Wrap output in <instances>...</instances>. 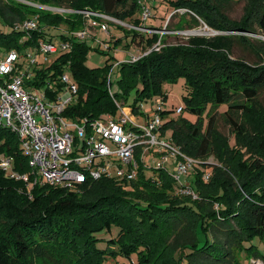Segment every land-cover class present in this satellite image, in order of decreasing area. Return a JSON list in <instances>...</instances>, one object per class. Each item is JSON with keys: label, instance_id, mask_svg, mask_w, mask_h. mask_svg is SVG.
<instances>
[{"label": "trees", "instance_id": "1", "mask_svg": "<svg viewBox=\"0 0 264 264\" xmlns=\"http://www.w3.org/2000/svg\"><path fill=\"white\" fill-rule=\"evenodd\" d=\"M61 2L74 10L88 9L115 18L119 17L117 8L125 4L130 14L120 20L129 19L135 27H146L135 16L138 6L134 0ZM168 2L174 10L187 11L176 24L178 28L198 26V17L220 32L254 33L255 24L264 35V0L250 2L239 25L210 6L209 0ZM153 6L154 3L149 8ZM35 17L38 30L25 34L15 29V25ZM0 23L11 28L7 34L0 32L2 55L16 50L24 56L23 52L34 51L40 41L60 39L71 43L68 53L57 55L49 64L38 59L31 67L32 77L25 83L28 89H46L53 99L61 87L58 81L64 71L62 66L68 64L77 95L64 110V117L92 121L104 115L116 116V103L121 107L127 104L132 89L134 102L127 105L137 113L138 101L157 95L165 101L162 84L181 78L188 90L185 109L196 114L198 121L192 125L182 119L169 120L162 125V135L165 129H171L170 140L188 157L202 161L211 155L217 119L223 115L230 120L235 140L234 147H229L226 140L218 149L220 158L227 156L234 162L229 167L230 174L213 168L210 179L204 181L203 167L195 169L189 187L196 199L179 194L169 173L161 169L149 172L152 177L148 171H141L129 183L107 179L87 183L80 187L82 192L49 186H35L28 192L22 181L9 179L0 170V264H249L252 259L264 262L255 246H245L255 237L264 238V112L252 111L264 90V54L259 52L264 49L254 47L244 36L191 38L188 46H163L134 63H119L116 67L121 74L122 91L111 95L107 77L113 65H108L109 59L102 69L87 68V38L75 40L71 33L48 32L62 24L69 27V32L74 31L83 25L81 16L52 14L15 0H0ZM149 29L160 30L156 26ZM129 33V46L136 43L146 49L159 39L158 34ZM234 40L262 60L249 64L232 59ZM17 67H21L18 62ZM49 84L55 89L53 92ZM221 107L226 110L218 113ZM168 113L164 109L162 119ZM237 113L251 114L255 132L251 142L232 117ZM243 149L253 154L247 157ZM0 153L13 158L15 171L27 172L17 136L1 127Z\"/></svg>", "mask_w": 264, "mask_h": 264}, {"label": "built area", "instance_id": "2", "mask_svg": "<svg viewBox=\"0 0 264 264\" xmlns=\"http://www.w3.org/2000/svg\"><path fill=\"white\" fill-rule=\"evenodd\" d=\"M141 2V21L145 24L153 18V13L146 5L148 0ZM180 11L185 12L183 9L177 10ZM84 13L86 16H99L91 11ZM15 29L25 34L38 30L36 17L15 25ZM101 30L107 32L108 26L101 25ZM71 37L84 40L88 34L80 31L71 34ZM70 50L69 41L54 39L40 41L33 53L25 51L24 56H21L16 50H10L0 58V77H9V81L0 80V127L17 136L21 155L27 165V172L18 173L14 170L13 158L0 153V170L4 176L22 181L28 192L35 186L76 192L84 184L101 179L118 184L129 183L141 171H148L147 174L152 177L149 172L161 169L169 173L179 194L196 199L192 189L183 184L181 177L194 173L200 162L185 156L179 147L162 135V99L149 115L137 112L131 117L116 103L119 117L104 115L92 121L64 117V110L75 101L77 95V85L69 75L68 64L62 66L64 71L58 81L61 87L54 93L53 99L44 88L26 91L28 88L25 83L32 77L30 70L38 59L49 64L57 55ZM148 52L133 56L128 62L134 63ZM21 57L28 60L24 72L21 67H17ZM110 77L109 73L108 87ZM48 88L51 92L55 90L50 84ZM176 112L181 113L182 107H177ZM151 158L156 159L154 166L149 161ZM167 164L172 165V171L167 169ZM202 177L208 181L209 174H203ZM249 264L264 263L252 259Z\"/></svg>", "mask_w": 264, "mask_h": 264}, {"label": "rangeland", "instance_id": "3", "mask_svg": "<svg viewBox=\"0 0 264 264\" xmlns=\"http://www.w3.org/2000/svg\"><path fill=\"white\" fill-rule=\"evenodd\" d=\"M16 2L25 4L35 10L39 11H46L52 14H77L82 17L83 25L78 27L74 31H70L67 25H59L58 27L48 30L49 33H63L68 35L69 33H77L80 31H86L88 34V38L86 39L87 46L89 47L85 56L84 64L87 68L95 69V68H104L106 65V60L109 59L108 65L112 64L113 68L110 71V81H109V89L111 95H119L122 91V87L119 83L120 79V72L116 67L119 63L128 62L131 57L138 56L140 51H159L163 46H188V42L191 38H212L216 36H244L249 38L254 47L258 49H264V35L261 31L256 27L254 24L252 29H255L254 33L252 32H242V31H229V32H220L216 29L207 26L202 19L195 17L198 21V26L194 28H188L184 25L183 28L176 27L177 23L181 20V15L186 13L177 12L174 10L171 5L169 4L168 0H148L147 4L150 6L154 3V6L150 9L154 13V18L148 19L145 24L146 27H135L128 22L129 19H125V21H121L123 16L130 14L128 6L125 4L117 8V14L119 17H110L103 13H97L99 16H86L84 12L91 11L88 9L85 10H74L69 7L68 4H64L61 2L62 0H53L55 4L48 3L41 4L38 0H15ZM75 0H69V2H74ZM136 1V5L138 6L137 13L135 16L141 19V7L140 3L144 2V0H134ZM176 1V0H172ZM253 0H209V5L212 7H217L219 11H221L222 15L226 17L231 23H235L239 25L242 20L245 19L247 10L251 6L250 2ZM141 2V3H142ZM151 2V3H150ZM59 3V4H58ZM65 10L64 12H62ZM182 10V9H181ZM92 12V11H91ZM96 13V12H95ZM37 16V14H35ZM107 17V18H106ZM121 19V20H120ZM131 19V18H130ZM101 25H107L108 31L104 32L101 30ZM182 25V24H181ZM149 26H156L160 30H151ZM148 27V28H147ZM46 30V29H45ZM47 30L45 32H47ZM11 31L9 26L3 25L0 23V32L7 34ZM131 32H138L143 34H158L159 39L149 48H142L138 46V44L133 43L130 46L128 44V40L132 35ZM127 36V38H126ZM138 40V37H136ZM261 54H264L263 51H259ZM29 53H33V51H29ZM2 57V53L0 51V58ZM232 59H241L249 64L259 63L262 60L254 51H250L246 45L242 42H237L234 40V45L231 49V56ZM18 64L21 66L22 72H24L28 65V60L25 57H21L18 60ZM1 82L3 80L9 81V77H0ZM32 89H26L27 92L31 91ZM162 91L166 95L164 103V109L169 113L167 116L163 117L162 121L163 124L169 120H179L182 119L184 121L189 122L192 125H196L198 118L197 115L191 113L187 109H185V101L184 98L187 97L188 90L184 84V80L179 78L176 82L172 83H163L162 84ZM43 92V90H42ZM135 93L134 90H130L127 95V104L131 105L134 102ZM162 99L161 96H154L151 99L143 100L139 103L138 101V113L144 114H152L154 110H156L160 100ZM127 104L123 105V109L129 113L131 117H134L136 112L131 110V107ZM141 105V106H140ZM182 107L184 111L182 113H177L176 108ZM226 110L225 107H221L218 109V113H223ZM252 111L255 113L260 114L262 111L264 112V90L260 93L259 98L257 99L256 103L252 106ZM117 117L120 116V111H117ZM204 117V115H203ZM232 117L236 120V122L243 128L245 131L247 139L251 142L252 137L254 136L255 132L253 129V123L251 121V114H242L237 113L232 115ZM141 123L140 120H136ZM230 120L228 117L220 115L217 119V124L215 128V136L213 140V149L211 151V155L206 159L200 160L199 165L203 167L204 172L203 174L208 173L209 179L212 174V169L216 168L220 170V172L225 174H230L231 171L229 170L230 165L232 166L234 162L230 157L220 158L218 156V149L224 146V141L229 140L228 146L234 147L235 140L232 137V127L230 125ZM165 139H170L171 137V129L167 128L164 131ZM178 147V146H177ZM247 157H250L253 153L250 150V153H246V149H243ZM182 152V151H181ZM183 153V152H182ZM184 154V153H183ZM185 155V154H184ZM187 156V155H185ZM188 157V156H187ZM191 158V157H190ZM193 159V158H192ZM196 160V159H195ZM152 166L155 165L156 159L151 158L149 160ZM146 162L150 164L147 160ZM198 165V166H199ZM167 169L169 171L173 170L171 164H167ZM193 173L188 175H183L181 177V181L185 186H189V180L194 178ZM208 179V180H209ZM83 190L79 189L76 192H82ZM116 229V228H114ZM117 230V229H116ZM202 236L200 235V238ZM250 245L255 246V250H257L262 259L264 260V238L259 239L255 237L250 241L245 243V246L248 247ZM121 262L124 263V259H119ZM264 263V262H263ZM243 264H246L243 262Z\"/></svg>", "mask_w": 264, "mask_h": 264}]
</instances>
